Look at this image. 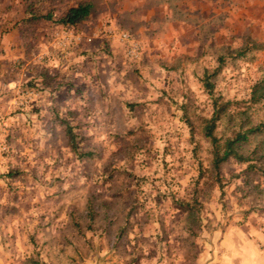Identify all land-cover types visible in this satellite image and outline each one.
<instances>
[{
	"label": "clouds",
	"instance_id": "clouds-1",
	"mask_svg": "<svg viewBox=\"0 0 264 264\" xmlns=\"http://www.w3.org/2000/svg\"><path fill=\"white\" fill-rule=\"evenodd\" d=\"M0 264H264V0H0Z\"/></svg>",
	"mask_w": 264,
	"mask_h": 264
}]
</instances>
